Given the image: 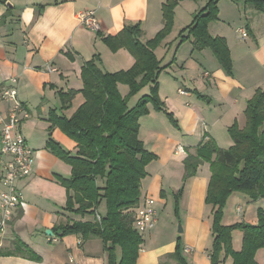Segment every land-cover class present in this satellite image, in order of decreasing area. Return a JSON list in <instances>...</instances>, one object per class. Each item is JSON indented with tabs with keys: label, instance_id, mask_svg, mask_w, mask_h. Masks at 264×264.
Returning <instances> with one entry per match:
<instances>
[{
	"label": "crops",
	"instance_id": "0c3cea01",
	"mask_svg": "<svg viewBox=\"0 0 264 264\" xmlns=\"http://www.w3.org/2000/svg\"><path fill=\"white\" fill-rule=\"evenodd\" d=\"M168 1L0 0V92L11 86L18 90L30 114L22 124V132L35 153L33 173L18 184L24 202L0 231V264H109L101 239H85L81 234L61 237L55 230L72 221L88 222L90 215L81 217L66 210L68 193L57 178L70 179L72 168L53 153L49 142L54 141L71 155H76L77 144L53 125V118L70 119L85 104L82 71L86 63L94 61L103 72L112 74L134 67L136 59L127 48L114 50L106 40L133 26L139 27L143 44L154 40L165 28L163 7ZM175 1L172 29L155 49L162 68L155 84L165 111L173 115L178 129L165 112L157 111L151 103L147 105L149 113L139 119V139L159 158L147 166L141 202L151 198L157 209L160 199L173 207L168 192L175 197L182 190L179 215L174 211V216L181 220L183 233L171 230L170 238L165 239L158 213L156 227L142 235L136 264H180L172 256L179 239L181 256L187 264H211L212 221L206 203L210 165L202 164L185 182L184 160L189 154L196 155L205 138L222 149L234 145L229 128L235 124L245 128L248 102L257 90L264 91V14L243 0L219 1V17L210 24L209 32L228 45L233 63V75L229 76L211 49L196 50L194 38L183 33L207 0ZM85 10L95 12L100 23L98 32L87 29L77 18ZM242 23L244 26L238 27ZM240 29L247 31L246 38ZM244 65L250 68L244 73L249 83L236 72ZM141 80L142 76L137 79ZM155 84L146 85L132 96L129 110L149 96ZM118 89L123 97L130 93L127 84L119 83ZM180 90L186 94L181 95ZM70 91L76 94L69 107L63 109L60 93ZM7 108L0 103V113L5 114ZM1 147L0 138V162ZM245 212L243 206L237 207L239 216L245 217ZM16 241L39 259L31 257ZM116 254L120 261L119 247ZM259 255L261 251L256 261Z\"/></svg>",
	"mask_w": 264,
	"mask_h": 264
},
{
	"label": "trees",
	"instance_id": "16d2710c",
	"mask_svg": "<svg viewBox=\"0 0 264 264\" xmlns=\"http://www.w3.org/2000/svg\"><path fill=\"white\" fill-rule=\"evenodd\" d=\"M219 1L207 0L204 9L183 33L188 32L194 38L196 50L211 49L226 73L232 76L233 63L226 41L211 36L209 32L210 24L219 17ZM243 1L264 14V0ZM177 3L169 0L164 5L165 28L149 43L140 41L138 26L128 27L119 36L106 40L114 50L127 48L136 59L134 67L128 72L112 74L103 72L94 61L86 63L82 71L85 104L70 119L53 118V125L77 144L76 155H71L54 141L49 142L53 153L72 168L70 179L57 178L68 193L66 210L81 217H95L93 222L72 221L55 230L60 232L61 237L81 234L85 239H101L109 254V264H136L143 244L142 235L134 226V216L141 203L142 181L148 175L147 166L157 156L148 152L139 139V119L149 113L147 105L151 103L157 111L165 112L171 123L178 127L173 115L164 110L155 84L162 71L155 49L172 29ZM141 76L142 80L138 82ZM119 83L129 85L127 97L119 92ZM150 83L156 85L152 94L144 96L134 109L129 110V99ZM75 94L74 91L60 93L63 109L69 107ZM245 113V128L240 129L237 124L229 128L234 142L231 148L222 149L211 140L203 141L196 155L189 154L184 160L185 182L196 175L202 164L210 165L212 176L206 203L215 208L211 264H225L228 258L233 260L232 264H258L256 254L264 248V210L258 213V224L237 226L243 233V247L238 252L232 248L231 232L234 228L223 226L219 221L220 209L235 192L247 193L253 201L264 199L263 90H257ZM181 195L182 190L174 198L177 217ZM101 201H105L106 214L99 217L97 211ZM15 244L24 248L31 257L39 259L23 243L16 241ZM117 247L122 252L120 261ZM181 247L179 239L172 256L180 264H187L181 256Z\"/></svg>",
	"mask_w": 264,
	"mask_h": 264
},
{
	"label": "built area",
	"instance_id": "2783aa9c",
	"mask_svg": "<svg viewBox=\"0 0 264 264\" xmlns=\"http://www.w3.org/2000/svg\"><path fill=\"white\" fill-rule=\"evenodd\" d=\"M83 26L92 31L100 30V23L94 11L85 10L77 14ZM243 38L248 36L246 30L240 29ZM205 77H209L205 73ZM13 82H15L13 80ZM181 95L186 92L180 90ZM0 103L8 106L5 114L0 113V138H1V162H0V231L12 221L16 208L24 202V197L19 190L21 180L31 176L35 165V153L29 146L23 132V122L30 119L29 112L25 109L18 96L15 86L5 87L0 92ZM207 141L208 138H205ZM100 220V218H99ZM158 223V211L156 202L151 198H145L136 209L134 226L140 235L153 230Z\"/></svg>",
	"mask_w": 264,
	"mask_h": 264
},
{
	"label": "rangeland",
	"instance_id": "374dc122",
	"mask_svg": "<svg viewBox=\"0 0 264 264\" xmlns=\"http://www.w3.org/2000/svg\"><path fill=\"white\" fill-rule=\"evenodd\" d=\"M261 17L264 18V15H261ZM240 26L242 27V26H244V24L242 23L238 27H240ZM216 37H218V36H216ZM214 60H216V59H214ZM246 69L248 70V73H249L250 68L245 67V65L241 66L238 70H236V72L240 75V77H242L241 79L243 81H245L246 83H249L250 78H248V76H244ZM184 89L187 90L186 88H184ZM148 94L151 95L152 90ZM164 110H167V109L164 108ZM176 129H178V128H176ZM144 146L148 152L157 156V158L154 160V161H157L159 159L158 155L154 151L150 150L151 146H148V145H144ZM232 146H229V147L227 146V149L231 148ZM168 193L170 194L169 200H170V202L172 201L171 204L173 205V207H171V206L169 207L168 202H162V200H160V199L157 202V210L159 213V220L161 223L160 227L163 229V234H164L165 239L170 238L169 233L171 232V230L178 232L180 226L181 227L183 226L181 220H178L174 216V202H175L174 198L175 197L173 195V192H168ZM263 205L264 204L261 203V199L257 200V201H253V200H251L250 196L247 193L235 192L228 198L227 202L220 209L219 221H220L221 225L234 228L231 232L232 248L234 251H236V252L241 251L242 247H243V233L237 226H239L240 224H251V225L258 224V213H259V211L264 210ZM238 206H243L246 209L245 217H243V216L241 217L238 215V213H237V207ZM209 208L211 211L209 215H210L211 221L213 222V219H214L213 213H214L215 208L212 205H209ZM105 214H106V204H105V201H101V204H100L99 209L97 211V216L102 217ZM89 219H90V220H88L89 222L95 221L94 216L90 215ZM97 219L100 222L99 218H97ZM213 244H214V240L211 243V246H210L211 249H213ZM259 251H261V255H259L257 262H258V264H264V248L260 249ZM225 264H232L230 261V258L227 259Z\"/></svg>",
	"mask_w": 264,
	"mask_h": 264
},
{
	"label": "water",
	"instance_id": "95a60500",
	"mask_svg": "<svg viewBox=\"0 0 264 264\" xmlns=\"http://www.w3.org/2000/svg\"><path fill=\"white\" fill-rule=\"evenodd\" d=\"M179 233H183V228L180 226L179 230H178ZM47 234L51 235L52 232L51 231H47Z\"/></svg>",
	"mask_w": 264,
	"mask_h": 264
}]
</instances>
